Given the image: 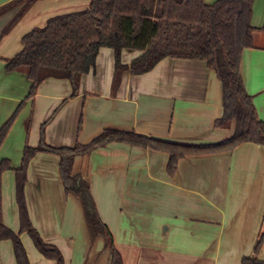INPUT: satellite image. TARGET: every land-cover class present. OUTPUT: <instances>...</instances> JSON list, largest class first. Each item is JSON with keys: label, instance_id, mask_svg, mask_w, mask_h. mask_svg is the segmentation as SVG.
<instances>
[{"label": "crops", "instance_id": "crops-1", "mask_svg": "<svg viewBox=\"0 0 264 264\" xmlns=\"http://www.w3.org/2000/svg\"><path fill=\"white\" fill-rule=\"evenodd\" d=\"M15 0H0V8ZM219 0H205L209 6ZM90 0H40L5 36L20 8L0 17V129L20 111L0 149V162L13 170L2 176L3 223L20 230L15 169L26 146L41 140L54 148L87 145L107 129L179 145L222 142L224 86L201 60H162L151 72L124 73L114 89L115 53L102 48L95 68L81 77L73 96L69 80L50 78L28 99L32 83L25 69L8 73L6 60L23 48V37L49 19L89 8ZM251 25L255 48L244 50L241 77L264 122V0H254ZM122 52L123 65L141 56ZM168 153L122 143L79 156L73 174L89 189L95 209L108 227L124 264H242L264 261V147L244 143L232 151L187 156L169 176ZM25 198L31 223L45 243L55 246L65 264H111L105 240L92 242L79 197L66 193L60 157L38 153L29 163ZM30 264H55L21 235ZM0 264H17L11 241L0 243Z\"/></svg>", "mask_w": 264, "mask_h": 264}, {"label": "trees", "instance_id": "trees-1", "mask_svg": "<svg viewBox=\"0 0 264 264\" xmlns=\"http://www.w3.org/2000/svg\"><path fill=\"white\" fill-rule=\"evenodd\" d=\"M38 1L15 0L1 7L0 17L20 8L3 30L2 36L7 35ZM253 3L254 0H219L209 6L205 0H90L87 10L53 17L45 27L34 29L23 37V50L6 60L5 69L8 73L21 69L27 71L32 83L28 99L33 98L37 87L50 78L69 80L75 96L81 77L95 68L102 48L113 49L115 53L114 89L120 84L124 73L145 75L166 58L201 60L217 74L224 86V115L216 121V126L224 128L234 123L235 131L229 139L204 145H179L135 132L107 129L89 144L78 143L73 148L50 147L43 140L35 148L26 146L21 166L14 170L20 222L18 233L3 223L2 176L13 167L9 160L1 161L0 243L11 241L17 264H30L21 241L24 233L46 259L55 264H65L59 249L45 243L34 229L27 208V169L38 153L60 157V172L66 193L81 200L92 242L104 238L111 264H124L115 248L112 234L95 209L89 189L82 184L78 187L80 179L73 174L77 157L112 143H122L168 153L167 172L169 176H174L179 161L187 156L225 153L244 143L264 147V122L258 118L252 97L246 92L241 77L243 52L255 48V28L251 25ZM124 50L142 54L129 65H123L121 56ZM20 106L0 129V149ZM263 246L264 235L257 243L256 255ZM242 264H264V261L246 258Z\"/></svg>", "mask_w": 264, "mask_h": 264}]
</instances>
